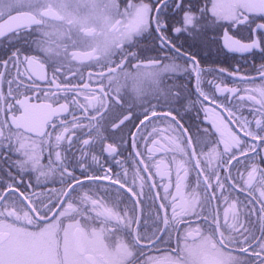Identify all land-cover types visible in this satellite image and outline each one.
<instances>
[{
	"label": "snow or ice",
	"instance_id": "6c2138e0",
	"mask_svg": "<svg viewBox=\"0 0 264 264\" xmlns=\"http://www.w3.org/2000/svg\"><path fill=\"white\" fill-rule=\"evenodd\" d=\"M48 2L0 0V221L36 244L54 232L55 264H199L201 242L223 264H264V194L246 183L264 168V107L250 102L264 97V0H63L111 29L88 63L46 22ZM25 98L68 110L28 133L10 119ZM77 229L102 257L65 256ZM14 235L0 232V264H48L17 255Z\"/></svg>",
	"mask_w": 264,
	"mask_h": 264
},
{
	"label": "flooded vegetation",
	"instance_id": "af4514ba",
	"mask_svg": "<svg viewBox=\"0 0 264 264\" xmlns=\"http://www.w3.org/2000/svg\"><path fill=\"white\" fill-rule=\"evenodd\" d=\"M63 0H49L47 8L45 9L46 22L57 29L61 35L69 42L71 49L70 56L78 63H88L90 61L102 60L104 58V46L102 41L110 42V31L107 21L101 18H84L75 14H68L60 6ZM22 19V18H16ZM144 16L138 17V22H143ZM2 27V26H0ZM75 37V39H73ZM250 102L254 106L264 107V97L253 95L250 97ZM0 103H2V97H0ZM23 108V113L20 116L10 117L11 122L17 128H21L24 131L36 135H43L46 130L47 123L51 121L58 111H67L68 108L65 105L63 109L57 108L48 101H35L25 98L19 101ZM218 115V114H217ZM3 118V108L0 107V119ZM259 123H264L260 121ZM217 124L223 133L222 143L227 150L238 147L240 144V138L232 131L230 127L223 121V118L217 120ZM242 134L247 135V128L238 129ZM259 143V140H257ZM168 144L163 141L160 142V149H166ZM210 155L212 159H216L219 155L218 150L215 148L211 150ZM199 160L197 165L199 166ZM160 173L162 175H171V169L167 162H162L160 167ZM264 168L258 163L253 166L252 169L246 174V183L248 187H256L257 191L264 194ZM187 205V202H186ZM13 220H20L27 223H33L30 217L20 216L15 211L8 213ZM12 229L15 233L14 239V252L24 258H34L43 261H47L48 264H55L57 259V244L55 240V233H47L39 244L27 239L26 229L17 228L14 223L7 221H0V232L3 229ZM82 233V231H81ZM194 240H199V233L193 234ZM215 245L208 246L205 242H201L195 246L198 251L197 259L199 264H223L221 258L212 252V248ZM82 248L83 253L90 256H103L102 242L101 240H89L82 233ZM65 256L73 260H77L81 252L77 250L75 245V231H73L71 237L66 243L64 249Z\"/></svg>",
	"mask_w": 264,
	"mask_h": 264
},
{
	"label": "water",
	"instance_id": "95a60500",
	"mask_svg": "<svg viewBox=\"0 0 264 264\" xmlns=\"http://www.w3.org/2000/svg\"><path fill=\"white\" fill-rule=\"evenodd\" d=\"M75 245L77 247V250H79V252L83 253L82 233H81V230H79V229L75 230Z\"/></svg>",
	"mask_w": 264,
	"mask_h": 264
},
{
	"label": "rangeland",
	"instance_id": "374dc122",
	"mask_svg": "<svg viewBox=\"0 0 264 264\" xmlns=\"http://www.w3.org/2000/svg\"><path fill=\"white\" fill-rule=\"evenodd\" d=\"M76 260V259H75Z\"/></svg>",
	"mask_w": 264,
	"mask_h": 264
}]
</instances>
